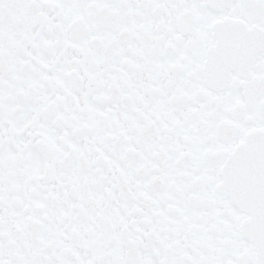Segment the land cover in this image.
<instances>
[{"label":"snow or ice","instance_id":"snow-or-ice-1","mask_svg":"<svg viewBox=\"0 0 264 264\" xmlns=\"http://www.w3.org/2000/svg\"><path fill=\"white\" fill-rule=\"evenodd\" d=\"M0 264H264V0H0Z\"/></svg>","mask_w":264,"mask_h":264}]
</instances>
